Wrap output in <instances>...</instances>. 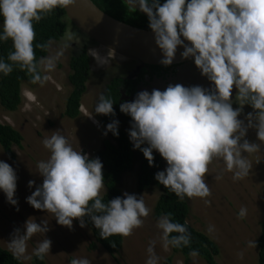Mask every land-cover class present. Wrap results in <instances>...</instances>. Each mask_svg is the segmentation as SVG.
Masks as SVG:
<instances>
[{
  "label": "clouds",
  "instance_id": "1",
  "mask_svg": "<svg viewBox=\"0 0 264 264\" xmlns=\"http://www.w3.org/2000/svg\"><path fill=\"white\" fill-rule=\"evenodd\" d=\"M75 3L76 0H0V16L3 17L0 41L11 39L14 49L9 52L7 61L0 58V73L9 75L15 65L26 71L33 83H45L49 76L42 73L55 70L63 50L55 56L47 55L37 60L36 48L45 50L53 41L37 45L34 22H40L57 8H68ZM124 3L133 11L147 16L148 27L161 53L159 63L163 67H171L178 50L183 49L179 53L180 57L194 61L201 76L210 82V87L169 83L163 90L153 88L151 91L135 93L129 92L126 85H121L120 111L130 116L122 119L123 114L118 112L116 115L114 101L104 93L113 77L129 79V72L124 75L110 70L102 73L96 69L103 67L101 70H105L108 67L113 48H107L87 36L89 40L92 39V43L109 49L108 55H101L98 49L89 48L88 45L84 49L91 61L90 77L95 71H99V76L108 75L95 107V113L100 114V117L94 122L106 126L104 135L110 132L107 139L112 144H118L113 135L118 137L119 129L129 134L134 150L143 153L149 166H155L154 151L160 154L167 167L158 171L155 179L181 200L185 197L189 198L188 201L194 197L203 199L211 195L205 177L215 160L223 161L226 170L233 173L234 180L247 177L252 164L245 153H256L264 144V0H164L163 3L161 0H124ZM67 20L68 27L72 28V21L69 18ZM79 34L84 33L80 31ZM74 39V34L67 36L68 41ZM114 53L121 60L131 62V65L127 63L129 71L141 65ZM72 56L67 76L70 91L64 101V113L69 118H77L83 113V100L89 89L90 77L80 100L79 115L68 116V98L73 89L69 77L72 72ZM93 58L97 67L93 65ZM35 85L23 84L22 103L24 87ZM248 109L252 112L245 114L244 110ZM108 116L112 117L104 122ZM126 125L127 129L124 128ZM250 129L255 130L259 143L247 139ZM105 140L101 149L104 148ZM42 143L49 150L50 156L37 164L39 175L43 178L42 184L35 186V180L28 182V186H35V190L26 201L34 209L54 214L57 223L70 230L73 229L74 220L79 221L80 227H86L85 217H89L103 239L114 235L128 237L135 229L143 226L144 218L151 211L143 196L138 197L125 191L123 196L103 202L101 192L104 190V165L96 157L99 152L89 155L82 149H74L69 139L61 135L59 130L53 131ZM17 181L16 170L0 160V190L19 211L18 200L15 198ZM138 188L144 191L140 189L139 182ZM205 202L210 203L207 200ZM246 215L247 209L242 207L238 218L243 219ZM157 227L162 230L164 248L170 246L172 254L174 251L171 245L188 246L191 242L187 224L173 222L171 213L162 214L157 220ZM50 230L48 221L37 223L29 218L23 230L14 229L8 244L9 250L14 258L20 259L25 256L27 242L34 235L46 234ZM172 233L179 235L172 236ZM52 243L49 238L38 241L34 249L35 256L43 260L51 250ZM154 245L155 241L147 249L149 258L146 264H158L159 257ZM112 246L115 247V244ZM248 246L256 248L257 243L249 241ZM193 256L199 258L195 253ZM219 259L220 255L217 262ZM70 264H90V261L87 258H74Z\"/></svg>",
  "mask_w": 264,
  "mask_h": 264
},
{
  "label": "rangeland",
  "instance_id": "2",
  "mask_svg": "<svg viewBox=\"0 0 264 264\" xmlns=\"http://www.w3.org/2000/svg\"><path fill=\"white\" fill-rule=\"evenodd\" d=\"M72 25V24H71ZM73 26V25H72ZM74 27V26H73ZM69 28L67 34L59 41H53L48 56H55L63 50V55L56 63L55 70L43 75L49 79L43 83H37L34 87H24L23 103L17 111L4 110L0 106V121L17 128L23 135L21 146H14L15 157H10L0 146V160L9 163L18 176L15 198L17 206L7 201L6 194L0 190V244L8 248L11 234L14 229L21 228L25 222L32 218L37 223L46 220L50 231L38 233L27 242V252L22 259L25 264H33L34 249L37 242L45 238L52 240V248L45 256L47 264H70L74 258H87L90 264H146L149 258L147 249L155 241L154 250L159 257L158 264H185L183 256L172 254L169 247L164 248L162 230L157 227L155 206L160 197L156 189L141 191L138 188V168L140 160L137 158L135 167L127 172L121 179L123 192L134 193L138 197L143 196L146 206L151 210L147 218H144L142 227L135 229L133 234L124 237V246L120 253L111 254L101 245L92 246L95 242L91 228L80 227L78 220H74L73 229L61 226L57 223L54 214L34 209L27 203L26 198L43 182L39 175L37 164L47 160L50 152L43 146V139L50 137L53 131H60L66 136L74 149L83 150L92 155L100 151L104 139L110 137L104 135L106 126L94 122L100 117L95 113L96 103L104 89L106 77L98 75L95 71L88 82L89 89L83 102V113L77 118H69L65 115V99L70 91L67 87L69 73V60L74 54V43L81 41L79 30ZM69 34H74L75 39L67 40ZM92 40V39H90ZM87 40L89 48L98 49L101 55H108L109 49ZM68 45L64 47V45ZM47 56V57H48ZM123 63H131L121 60L113 51L105 70L97 67L93 58V65L102 73L109 71L126 75L129 67ZM191 62L184 63L185 68L191 66ZM131 65V64H130ZM111 74V73H110ZM61 87V88H59ZM252 112L250 109L244 113ZM243 115L241 119H243ZM98 125V126H96ZM119 126L121 124L119 123ZM124 126V125H122ZM127 129V125L124 127ZM247 139L259 143L256 132L250 129ZM252 164L249 175L240 180L233 179V173L226 170L222 160H215L210 165L209 173L205 177L206 183L211 189V195L207 198H191L190 222L197 228H207L212 235H217L224 247L221 259L235 260V264H256L258 255V240L261 234V222L264 217V144L261 150L248 155ZM167 167L166 161L163 170ZM35 180L36 185L30 188L28 182ZM105 187V186H104ZM105 190V188H104ZM104 190L101 192L103 193ZM210 201L206 203L205 201ZM247 209V215L241 219L238 213L241 208ZM210 234V235H211ZM249 241H256L257 247H249ZM224 256V258H222ZM240 261V262H239ZM190 264H203L196 256L191 257ZM234 264V263H233Z\"/></svg>",
  "mask_w": 264,
  "mask_h": 264
},
{
  "label": "trees",
  "instance_id": "3",
  "mask_svg": "<svg viewBox=\"0 0 264 264\" xmlns=\"http://www.w3.org/2000/svg\"><path fill=\"white\" fill-rule=\"evenodd\" d=\"M93 1L110 15L132 25L149 29L147 16L139 11H133L123 0ZM161 2L163 3L164 0H161ZM67 19L65 8H57L40 22H34L36 30L35 43L37 45L48 44L49 41H59L62 39L69 28V21ZM71 24L73 25V23ZM2 31L3 17L0 16V32ZM50 45L45 50H42L39 47L36 48L37 60L48 55ZM13 50L11 39L6 42L0 41V58L7 61L9 52ZM90 63L91 61L86 50H83V52L78 55H73L71 58L72 72L69 77L73 89L68 98L66 110V114L70 117H76L79 115L80 100L83 93L86 91V84L91 73ZM13 68V72L7 76L0 73V106L4 110L9 111L17 110L21 106L23 84H36L32 82L31 76L26 71L20 70L19 67L15 65ZM129 81L130 79L128 78L113 77L108 82L104 93L105 96H110L114 101L116 115L119 113L123 114L127 119L130 116L120 111L121 89L119 88L121 85L128 84L126 87L129 89V92L136 91V86L127 83ZM111 117L112 116H108L104 119V122H107ZM113 137L118 141V144H112L110 140L106 139L104 142V148L101 149L96 156L100 158L104 165L103 175L105 190L101 194L103 202L107 203L109 200L117 196H123V191L121 189V179L123 174L131 171L134 168L135 160L139 158L140 170L138 174V182L140 189L145 190L154 188L159 189L161 193L155 206L156 215L161 216L162 214L171 213V219L173 222H179L181 224L186 223L188 230L191 233V242L188 246L174 247L171 245L174 254L182 255L187 264H190V259L193 253L199 256V259L202 260L203 264H218L217 257L224 253V247L222 246L220 238L217 235H212L207 228H197L191 224L189 219L191 210L188 201L189 198L185 197L181 200L165 186L159 184L155 179V174L158 171H162L164 166V159L160 154L154 151L155 166H149L148 160L144 157L143 153L138 149L134 150L129 134H126L122 129H119V136L117 137L113 135ZM23 139V135L16 128L0 122V146L10 157H15L13 147L16 145L21 146ZM85 222L86 225L91 228L95 239L92 246H96L97 244L101 245L113 255L122 251L124 246L123 236L114 235L107 239H103L100 237L99 230L95 228L89 217H85ZM171 235L176 236L179 234L172 233ZM113 244H115V247L112 246ZM257 249L258 255L256 264H264V217L261 222V234L258 240ZM222 258H224V256ZM221 261L223 264H235V260L232 261V259L231 261L221 259ZM32 263L47 264L46 257H44L43 260H40L34 255ZM0 264H25V261L22 257L20 259L14 258L12 252L0 244Z\"/></svg>",
  "mask_w": 264,
  "mask_h": 264
},
{
  "label": "water",
  "instance_id": "4",
  "mask_svg": "<svg viewBox=\"0 0 264 264\" xmlns=\"http://www.w3.org/2000/svg\"><path fill=\"white\" fill-rule=\"evenodd\" d=\"M65 10L72 23L97 43L113 48L112 51L139 64L161 65L159 63L161 53L155 45L154 34L150 29L115 18L101 9L93 0H76L75 5ZM182 50H178L173 65L192 61L191 59L183 60L180 57L179 53Z\"/></svg>",
  "mask_w": 264,
  "mask_h": 264
},
{
  "label": "flooded vegetation",
  "instance_id": "5",
  "mask_svg": "<svg viewBox=\"0 0 264 264\" xmlns=\"http://www.w3.org/2000/svg\"><path fill=\"white\" fill-rule=\"evenodd\" d=\"M73 30L75 29L73 28ZM80 36L81 41L74 43L73 51L75 55L83 52L87 46V40H89L86 34H81ZM122 64L129 67V64L127 63L122 62ZM185 66L186 65L184 63L172 65L169 68H165L162 65L141 64L134 69V71H129L127 77H130V81L127 83L132 85L134 84L136 86L135 93L142 90L151 91L153 88L163 90L169 83H183L186 86L201 84L205 87H210V82L206 77L201 76L199 70L194 64V61L191 62V66L189 68H185ZM126 86H128V84H126ZM233 98H235V92L233 94ZM122 119H125V116L122 115Z\"/></svg>",
  "mask_w": 264,
  "mask_h": 264
}]
</instances>
